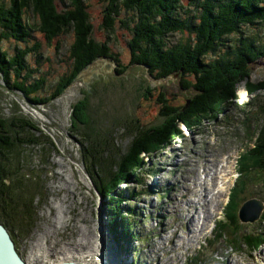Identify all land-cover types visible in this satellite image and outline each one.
<instances>
[{"label": "rangeland", "instance_id": "1", "mask_svg": "<svg viewBox=\"0 0 264 264\" xmlns=\"http://www.w3.org/2000/svg\"><path fill=\"white\" fill-rule=\"evenodd\" d=\"M9 1L0 0V6L7 7ZM54 4L58 13L73 9L70 0H54ZM80 6L91 27L89 38L105 44L112 61L101 59L100 63L87 68L73 84L55 95L59 80L64 79L72 69L70 47L75 40L74 32L60 31L58 36L48 41L45 34L33 25L29 33L30 44L34 47L28 49L29 44L25 46L23 65L26 68L22 75L30 73L27 83L35 78L43 79L41 91L35 97L42 96L46 100L36 105L19 91L10 90L0 73V118H26L41 131L42 137L38 141L52 144L22 150L24 160L20 162L21 173L36 176L41 189L35 191L33 196L35 212L30 230L23 233L13 230L10 233L18 256L26 264H60L61 259L65 258L64 253L68 257L87 256L84 259L87 264H100L101 260L107 264H125L131 260L132 252L133 264H231L232 258H237L239 264H264V180L257 163L254 172L258 176L249 177L252 171L241 159L247 150L254 147L260 126L264 125V91L249 94L243 82L236 88V94L241 98L237 105L247 101L250 102L248 108L243 111L233 107L224 109L216 118L203 121L190 130L180 126L182 137L149 158L144 171L138 175L139 183L117 188L120 193H132V201L126 205L134 210L130 232L135 238L122 244V247L117 245L123 256L113 252L119 241L112 240L113 234L106 228V200L96 191L93 180L86 173L87 163L81 157L80 133L86 129L87 132L92 131L98 136V145H101L99 137L104 136L103 144L109 147L105 156L116 160L137 139L134 138L137 132L158 127L170 120L163 116L162 106L182 107L193 91L191 88L184 90L180 79L190 84L192 79L174 74L166 79L154 80L143 68L134 65L124 74L117 75L115 71L119 70V66L129 62L127 42L130 33L125 26L132 28L130 19L136 20L135 10L118 11L107 27L104 25L108 9L105 0H81ZM25 17L35 24L36 18H32L30 12ZM185 37V34H171L165 38V42L169 47ZM15 43L13 39L0 42V47L10 58L17 56ZM248 68L250 82L264 80V56L257 57ZM83 78L90 81L85 83ZM82 103L92 126L80 127L77 131L76 125L72 126L78 124L72 118V111L74 106ZM262 150L258 149L260 152ZM206 162L214 164L219 170V181H213L214 192L219 188L223 190L217 196L218 206L212 213V219H209L211 221H204L206 228L200 232L196 222L207 218L204 205L207 200L200 204L195 194L202 198L198 182H208L210 179L202 172L207 167ZM155 172L156 175H153ZM239 173L244 176L237 178ZM231 195L233 202L228 209L227 198H231ZM249 199L263 204L260 217L253 223L237 221V224L231 225H228L227 218L223 225L226 212L234 207L237 214L241 203ZM177 216L188 223L187 228L191 233L199 235L196 240L179 225ZM62 218H65L66 224L60 222ZM254 233L260 234L263 241L242 238V234L257 236ZM85 235L88 244L79 248L77 240ZM238 236H241L240 240ZM178 237L184 238L181 243ZM207 240L210 241L207 243ZM35 241L36 245L39 244L40 252L47 250L46 254L40 253V259L29 257V250L33 249ZM247 241L257 242V247L249 248L245 244ZM180 244L184 247L179 250ZM87 247L93 248L92 255L85 254Z\"/></svg>", "mask_w": 264, "mask_h": 264}, {"label": "trees", "instance_id": "2", "mask_svg": "<svg viewBox=\"0 0 264 264\" xmlns=\"http://www.w3.org/2000/svg\"><path fill=\"white\" fill-rule=\"evenodd\" d=\"M105 1L108 3L104 18L107 27L118 11L135 10L136 13V20L130 19L132 28L125 26L130 33L127 42L129 62L119 66V70L115 71L117 75L124 74L134 65L143 68L154 80L166 79L174 74L192 79L191 84L180 79L184 90L191 88L193 91L182 107L175 109L169 105L162 106L163 116L170 120L158 127L137 132L134 136L137 139L116 160L105 156L109 147L103 144L104 136L99 137L101 145H98V136L92 131L87 132L86 129L80 133L81 157L87 163L86 173L93 180L96 191L106 200V228L113 234V240L118 238L126 244L135 238L130 232V219L134 210L126 205L133 196L132 193H120L117 188L124 184L139 183L138 175L144 171L149 158L162 152L176 138L182 137L180 126L190 130L203 121L216 118L224 109L233 107L243 111L248 108L250 102L244 107L235 102L236 88L240 83H244L249 94L264 91V80L250 82L248 68L257 57L264 56V0ZM80 2L70 0L73 9L62 13L56 10L54 0H10L7 7L0 6V42L13 39L17 44V56L14 58H10L0 47V73L7 88L19 91L36 105L46 100L42 96L35 97L41 91L43 79L35 78L27 83L30 73L22 75L26 68L23 65L25 46L29 44L28 49L34 47L30 44L29 33L33 25L45 34L48 41L58 36L60 31L74 32L75 40L70 47L72 69L64 79L59 80L55 95L71 84L89 65L105 58L113 60L105 44L89 38L91 27ZM29 12L32 18H36L35 24L26 19ZM121 24L124 25L123 22ZM171 34H185L186 37L168 47L165 38ZM72 118L77 120L78 124L72 125H76L77 131L80 127L92 126L83 103L73 107ZM258 135L254 147L247 150L241 159L252 171L249 177L258 176L254 172L257 163L264 180V125L260 126ZM41 137V131L26 118H0V224L9 234L13 230L28 232L33 222V196L41 188L36 176L27 174L29 177L24 178L27 175L21 173L20 162L24 160L23 148L52 145L46 141L39 142ZM259 148H263L262 152L258 151ZM243 176L239 173V178ZM232 198L228 201V209L232 205ZM235 211L236 208L232 207L226 212L224 224L227 218L228 225L237 224L238 213ZM254 234L257 236L242 234V238L262 241L260 234ZM238 238L240 240L241 236ZM246 243L249 248L257 247L258 244L250 241Z\"/></svg>", "mask_w": 264, "mask_h": 264}, {"label": "bare ground", "instance_id": "3", "mask_svg": "<svg viewBox=\"0 0 264 264\" xmlns=\"http://www.w3.org/2000/svg\"><path fill=\"white\" fill-rule=\"evenodd\" d=\"M239 100L241 99V98H238ZM238 102V101H237ZM242 103H244V102H242L241 101V104ZM207 160V159H206ZM209 162V161H208ZM206 166L207 167H202L203 168V174L205 175V177H210V179H209V181L208 182H206V181H203L202 183H200V182H198L199 183V186H200V191L202 192V198H200V196L201 195H196L195 194V196L197 197V200L199 199V202L201 201V203L200 204H202V201H204V199L205 200H207V203L206 204H204L205 206H206V213H207V218L205 219V220H203V221H199V220H197V222H196V224H197V228H198V230H200V232H203L204 230H205V228L206 227H204V226H206L205 224L206 223H204V221H207V220H209L210 218H211V216H212V213L214 212V210H215V207H216V200H217V196H219V195H221L222 194V192L220 191V190H223V188L222 189H220L219 188V190H217L216 192H214V188H215V186H213V181H215V180H218V175H217V173H218V169H217V167L214 165V164H212V163H207L206 162ZM237 165V164H236ZM63 167H64V165H63ZM193 171V170H192ZM221 171V170H220ZM64 172V171H63ZM238 172V171H237ZM196 177H198L197 175H196ZM219 181V180H218ZM217 182V181H216ZM60 184V183H59ZM216 184V183H215ZM186 186V185H185ZM190 186H191V184H190ZM189 187V186H188ZM193 188H194V186H193ZM195 188H197V187H195ZM199 188V187H198ZM184 192V191H183ZM185 193V192H184ZM194 193V192H193ZM201 194V193H200ZM191 195V194H190ZM144 196H146V197H149V195L148 194H145ZM220 199V198H219ZM219 202H220V200H219ZM219 204V203H218ZM203 205V206H204ZM218 206V205H217ZM217 208H219V207H217ZM216 208V209H217ZM204 209V208H203ZM208 209L209 210H211L210 212L208 211ZM175 210H177V207L175 208ZM192 210V209H191ZM191 210H190V212H191ZM182 211H183V209H182ZM193 211V210H192ZM194 212V211H193ZM183 213H184V211H183ZM191 214H192V212H191ZM192 216H193V214H192ZM238 216V215H237ZM177 219L179 220V225H181L184 229H186V230H188V228H187V222H184L183 221V219H179L178 218V216H177ZM212 219V218H211ZM65 221V218H62V220L60 221L61 223H65L64 222ZM209 221H211V220H209ZM66 224V223H65ZM64 226V225H63ZM55 227H56V225H55ZM65 227H67V225L65 226ZM196 228V229H197ZM176 230V229H175ZM174 233H176V231H173ZM188 232L190 233V236L191 237H193V239L194 240H196L198 237H199V235H196V234H194V233H191L189 230H188ZM201 234V233H200ZM45 235V234H44ZM92 235V234H91ZM177 236V235H176ZM84 237V238H83ZM82 237V239H79V240H77L78 241V243H80V244H78L80 247L79 248H82V246L84 247V246H87V244H88V238L86 237V235L85 236H83ZM89 237H90V234H89ZM92 239V238H91ZM184 239V238H183ZM183 239L181 238V237H178V242H182L183 241ZM189 239H190V237H189ZM46 240V239H45ZM44 240V241H45ZM113 240V239H112ZM187 240V239H186ZM36 242L37 241H35V245H32V250H36V252H32V250H29L30 251V255H29V257L30 258H32V257H34L35 259H40L41 257H42V255L41 254H46V252H47V250L46 251H44V252H40V250H39V244L38 245H36ZM187 242H189L188 240H187ZM83 243V244H82ZM107 243V242H106ZM114 244H116L115 242H114ZM179 244V243H178ZM45 245V244H44ZM118 245V243L116 244V246ZM183 245H184V242H183ZM35 246V247H34ZM67 246H69V245H67ZM77 247V246H76ZM184 246H181V244L179 245V247H178V249L180 250V249H182ZM187 248H188V246H187ZM87 249H88V251L85 253V254H87V255H92L93 253H94V250H93V248L92 247H87ZM66 250V252H69L68 251V249H65ZM43 251V250H42ZM98 251H99V246H98ZM109 251H111V249H109ZM112 251H113V249H112ZM113 252H115V253H117V256H123V255H121L120 254V251H119V247L117 246L116 247V251L114 250ZM41 253V254H40ZM78 255V254H77ZM46 256V255H45ZM64 257L65 258H62L61 260V262H60V264L61 263H63V262H66V263H68V262H71V263H75V264H87L86 262H85V260L84 259H87V258H85V257H87V256H85V257H83V255L82 256H79L78 258L77 257H68V255L66 254V253H64ZM126 257V259L128 260V256H125ZM46 258V257H45ZM231 258V257H230ZM25 260V259H24ZM23 261V260H22ZM24 262V261H23ZM40 263V262H39ZM101 263H104V264H107L105 261H103V260H101ZM100 263V264H101ZM240 262H239V260H237V258L235 259V258H232V262H231V264H239ZM24 264H26L25 262H24Z\"/></svg>", "mask_w": 264, "mask_h": 264}, {"label": "water", "instance_id": "4", "mask_svg": "<svg viewBox=\"0 0 264 264\" xmlns=\"http://www.w3.org/2000/svg\"><path fill=\"white\" fill-rule=\"evenodd\" d=\"M105 59L112 61L107 58ZM100 62L101 60H98L96 64ZM93 65L94 64L89 65L88 68L92 67ZM83 72H85V70L82 71L81 73ZM79 75L72 81L71 84H73L77 80ZM92 77L96 78V75L92 74ZM87 81H90V80H88L87 78H83V82L87 83ZM262 209H263V206L261 202L255 199H250L244 202L238 212L239 221L241 223L242 222L243 223L255 222L259 218ZM0 264H24V262L21 260V258L18 256L15 250L13 240L11 239L6 228L2 224H0ZM61 264H75V263L63 262ZM101 264H104V263H101Z\"/></svg>", "mask_w": 264, "mask_h": 264}]
</instances>
